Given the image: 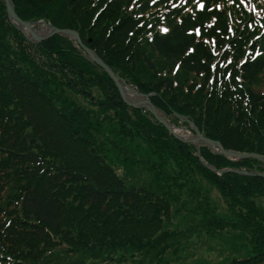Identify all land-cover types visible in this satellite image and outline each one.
Masks as SVG:
<instances>
[{"label":"trees","instance_id":"16d2710c","mask_svg":"<svg viewBox=\"0 0 264 264\" xmlns=\"http://www.w3.org/2000/svg\"><path fill=\"white\" fill-rule=\"evenodd\" d=\"M221 1L12 0L76 30L170 123L264 155V33L247 53ZM263 170L178 140L75 40L30 41L0 0V264H264Z\"/></svg>","mask_w":264,"mask_h":264},{"label":"water","instance_id":"95a60500","mask_svg":"<svg viewBox=\"0 0 264 264\" xmlns=\"http://www.w3.org/2000/svg\"><path fill=\"white\" fill-rule=\"evenodd\" d=\"M4 3H5L6 10H7V13L11 21L16 25V27H18L22 31V33L30 41L32 42L44 41L50 36L55 35V34H59L61 36H67L75 40V42L78 45H80L83 51L87 54V59L92 62H95L97 65L102 67L105 70V72L110 76V78L112 79L116 87L118 88L124 103L132 107H137V108L144 107L148 109L149 111H151L153 115L166 127V129L178 140L191 142L195 144L197 147L199 143L202 142L205 145L211 147L214 151H217L230 159L236 160V159H244V158H255V159H258L264 162V155H259L257 153H247V152H240V151L224 149L218 141H213V140H210L204 137L191 121H189L186 118H183L182 116H179V118L182 121H187L189 128L192 129L194 134L189 138L183 137L177 134L174 131L175 127H173L166 119L162 117L161 112L158 109H156L155 106L149 100L147 102L145 101L144 98H148L149 95L138 93V96L141 98L138 101H132L125 97L123 93V87H128V85H126L117 75H115L114 72L109 68V66L103 63L102 60L91 49H89L84 44H82L76 30L72 28H59V27L53 26L51 23L45 21L43 18L32 21V22L23 20L16 14L12 0H4ZM39 22L43 24L44 29L46 28V30L42 34H37L36 30L33 28L34 24L39 23ZM205 165L208 166L207 164ZM210 168L214 170V168L212 167ZM257 174L264 178V170Z\"/></svg>","mask_w":264,"mask_h":264},{"label":"rangeland","instance_id":"374dc122","mask_svg":"<svg viewBox=\"0 0 264 264\" xmlns=\"http://www.w3.org/2000/svg\"><path fill=\"white\" fill-rule=\"evenodd\" d=\"M183 1L184 3L187 4V8H193L196 5L197 6L200 5V3H198V0H183ZM219 7L222 8L226 14L228 25L230 26V37H235L236 33H238L239 28H240L239 30V35H240L241 31H243L245 27L247 26L249 27L250 31L247 34L249 37L247 38V45H245V49L247 50V53H250L252 50L251 46L254 43H257L258 39H260L261 35L264 33V0H234V1L223 0L219 2ZM33 28L41 29L43 28V24L40 22L36 23L34 24ZM255 46H257V44ZM152 58H155L154 63L156 67H160V68L164 66L167 67L165 61H161L157 59L155 55L152 56ZM128 87L137 94L140 93L135 85H128ZM253 87L255 90L264 88L263 77H260ZM139 99L141 98L139 97ZM144 99L147 102L149 100V97ZM161 115L164 119H166L165 115H163L162 112ZM179 122H180L179 125H175L170 122L169 123L173 127H175L174 131L177 134L183 137H188V138L191 137L194 134V132L192 131V129L189 128L187 121H182L180 119ZM212 196L214 197L215 200L219 202V199L215 191H212ZM202 260L203 259L197 260L196 263ZM206 260H209L208 262L209 264L217 263L215 259L212 260L210 258H207V256H205L204 258V261ZM191 263H193V261ZM200 263L203 264L205 262H200Z\"/></svg>","mask_w":264,"mask_h":264},{"label":"bare ground","instance_id":"6f19581e","mask_svg":"<svg viewBox=\"0 0 264 264\" xmlns=\"http://www.w3.org/2000/svg\"><path fill=\"white\" fill-rule=\"evenodd\" d=\"M37 34H42L44 33V31L46 30V28H41V29H35ZM123 93L125 95V97L127 99H130L132 101H136L139 100V96L136 92H134L133 90H131L128 87H123ZM177 131V130H176Z\"/></svg>","mask_w":264,"mask_h":264}]
</instances>
